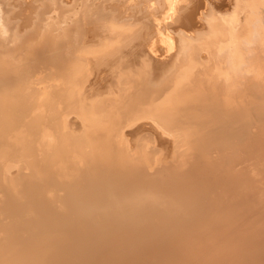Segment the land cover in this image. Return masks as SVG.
<instances>
[{
  "label": "bare ground",
  "instance_id": "6f19581e",
  "mask_svg": "<svg viewBox=\"0 0 264 264\" xmlns=\"http://www.w3.org/2000/svg\"><path fill=\"white\" fill-rule=\"evenodd\" d=\"M0 264H264V0H0Z\"/></svg>",
  "mask_w": 264,
  "mask_h": 264
},
{
  "label": "rangeland",
  "instance_id": "374dc122",
  "mask_svg": "<svg viewBox=\"0 0 264 264\" xmlns=\"http://www.w3.org/2000/svg\"><path fill=\"white\" fill-rule=\"evenodd\" d=\"M115 30V29H114ZM89 37V36H88ZM91 37V36H90ZM83 50H88L87 48H85V49H83ZM82 56H84L83 58H85L86 56L85 55H82ZM88 57V56H87ZM41 73V74H40ZM47 73H48V71H45V72H39V75L37 76V74H38V72H37V74H35L36 76H34V79H35V82L33 83V85H34V87H36L37 89H38V91H40L42 88V90H41V92H45V90H47L48 88H49V86L51 87V85H52V87L53 86H58V85H60V81H58V80H53V79H51V80H49V78L50 77H48L47 76ZM92 78L94 79L93 80V82L95 83V82H97L96 80H95V77L92 75ZM39 79H41L40 81H39ZM43 80H47L46 81V83H45V81H43ZM49 80V81H48ZM53 80V81H52ZM41 81H43L42 82V84H41ZM57 81H58V83H57ZM40 82V83H39ZM53 82V83H52ZM39 83V84H38ZM45 83V84H44ZM50 83H51V85H50ZM44 84V85H43ZM36 85V86H35ZM38 85H39V87H38ZM42 87V88H41ZM46 88V89H45ZM40 89V90H39ZM212 147L211 146H209L207 149H206V153H205V157L207 158V160H210V161H216V159H217V157H218V151H213L212 149H211ZM209 149V150H208ZM211 152V153H210ZM207 154V155H206ZM216 154V155H215ZM216 157V158H215ZM214 158V159H213Z\"/></svg>",
  "mask_w": 264,
  "mask_h": 264
}]
</instances>
